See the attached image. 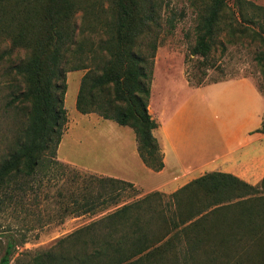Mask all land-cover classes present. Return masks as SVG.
Returning a JSON list of instances; mask_svg holds the SVG:
<instances>
[{
    "label": "trees",
    "instance_id": "trees-1",
    "mask_svg": "<svg viewBox=\"0 0 264 264\" xmlns=\"http://www.w3.org/2000/svg\"><path fill=\"white\" fill-rule=\"evenodd\" d=\"M189 1L197 9L189 52L201 59L193 72L194 86L203 83L216 46L225 50L227 44L240 42L255 45L254 59L264 82V5L251 0ZM163 4L164 0H0L1 8L10 6L0 16L9 51H26L11 65L9 107L21 121L0 160V205L13 199L9 191L23 190L59 164L57 147L67 122L65 75L71 70H85L76 110L132 128L143 163L153 171L163 168L152 134L157 123L147 109ZM165 24L169 31L174 29V12ZM261 90L264 94V85ZM258 131L264 132V115ZM81 179L78 195L68 197L60 206L62 212H94L106 207L101 199L109 197L108 186L133 187L111 176L87 174ZM110 198L113 211L22 264H174L168 253L174 258L182 253L190 264H215L220 258L224 260L219 264H264V177L252 185L233 174L211 171L168 195L155 190L120 204ZM237 245L246 247L235 255L225 254ZM14 252L10 240L0 264H10Z\"/></svg>",
    "mask_w": 264,
    "mask_h": 264
},
{
    "label": "rangeland",
    "instance_id": "rangeland-1",
    "mask_svg": "<svg viewBox=\"0 0 264 264\" xmlns=\"http://www.w3.org/2000/svg\"><path fill=\"white\" fill-rule=\"evenodd\" d=\"M251 1L264 5V0ZM228 2L231 4L232 0H228ZM105 5H107L106 1ZM9 8L10 6L7 5L3 8L0 6V16H2V10H8ZM170 12H174L176 15V24L172 31H169L165 24ZM161 13L164 19L162 21L163 29L158 37L153 73L156 70L160 75H158L159 79H162L161 76L168 72L167 76L172 79V82H175V84L182 82L186 87L182 93L187 92L188 94H185L184 98H178L182 100H188L189 98L193 106L197 107L199 103H202L204 93L193 89L196 87L194 86L193 72L196 65L201 63V59L189 52V47L195 39L194 27L196 25L197 9L190 4L189 0H164ZM9 46V37L0 27V160L6 153L7 146L21 121V116L17 115L18 120L9 107L13 81L11 65L24 58L26 51L24 49L9 51ZM255 52V45L247 42L227 44L225 50H222L220 46H216L211 53L201 85L215 80L245 77L254 83L264 98L261 90L264 82L259 66L254 59ZM84 72L85 70L82 69L71 70L67 71L65 75L64 106L67 122L56 153L60 165H55L50 170L44 171L39 177L31 180L23 190L9 191L13 193V199L9 201L5 197L4 204L0 205V257L4 253L7 242L11 240L15 244V252L12 255L10 264L28 262L36 253L54 249L59 239L113 211L115 207L109 202L110 197L118 199L119 204L132 202L151 191H155L149 186V182L152 183L153 181V186H156L169 178L166 173L159 175L155 172L149 173L150 177L140 167V163L132 155L131 144L124 146V143H122L119 136L120 126L117 123L103 119L97 113L81 114L76 110L75 99ZM17 82L19 83L18 80ZM214 92L222 96V101L232 104L237 91L219 90L217 88ZM246 106L247 103L242 104V101L235 104V107L241 112L246 109ZM212 115L214 118L220 116L219 113H213ZM197 128L199 127L194 128L193 135L195 136L201 135L198 134L199 130H196ZM73 130L75 133L71 136ZM254 132H257V130ZM209 135L208 132L205 137ZM261 140L262 145H264V140ZM242 173L245 177L241 179L252 185L257 184L264 177V169L249 171V173L245 170ZM87 174L118 176L119 179L121 177V179L133 181L134 186L129 187L126 185L123 187L120 184L108 186L107 191L110 190L108 192L109 197L106 194L101 199L107 204L106 207H101L94 212L81 215L62 212L63 208L60 206L66 200L68 201V197L72 194L75 197L78 195L82 184L81 177ZM134 182L138 184L135 185ZM156 190L158 191V189ZM160 192L165 195L169 194ZM69 207H72V205L70 204ZM61 214L64 215L62 216L63 220L59 218ZM180 245L181 243L175 248L177 249ZM243 246L246 247L245 245L232 247L225 254L235 255ZM167 256L174 264H190L183 261L182 253L179 255L177 253L175 258L171 253H168ZM222 259L220 258L214 263L219 264Z\"/></svg>",
    "mask_w": 264,
    "mask_h": 264
},
{
    "label": "crops",
    "instance_id": "crops-1",
    "mask_svg": "<svg viewBox=\"0 0 264 264\" xmlns=\"http://www.w3.org/2000/svg\"><path fill=\"white\" fill-rule=\"evenodd\" d=\"M167 74L159 79V73L154 70L147 105L148 113L157 123L152 134L162 153L164 166L161 170L153 171L143 163L134 131L128 126L119 125L120 139L124 146L131 144L132 155L140 167L148 174L166 173L169 177L156 186H153V181L149 182V186L171 193L207 172L220 171L244 178L242 172L245 170L249 173L264 169V145L261 143L264 132L258 131L264 115V98L251 80L245 77L230 78L196 86L193 89L200 90L204 96L202 103L194 107L189 98H178L188 94L182 93L186 87L182 82H172ZM217 88L236 90L234 103L222 101V96L214 92ZM241 101L242 104L247 103L242 112L235 107ZM213 113H219V118H214ZM197 126L199 128L196 130H199L198 134H203L202 138L201 135H193ZM208 132L210 135L205 137ZM73 133L74 130L71 136Z\"/></svg>",
    "mask_w": 264,
    "mask_h": 264
}]
</instances>
